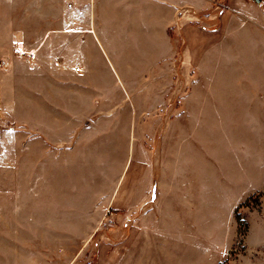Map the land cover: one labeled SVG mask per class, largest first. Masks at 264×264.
Wrapping results in <instances>:
<instances>
[{
	"label": "rangeland",
	"instance_id": "374dc122",
	"mask_svg": "<svg viewBox=\"0 0 264 264\" xmlns=\"http://www.w3.org/2000/svg\"><path fill=\"white\" fill-rule=\"evenodd\" d=\"M34 1L45 19L21 12L28 41L57 28L66 3L86 0ZM164 15L168 23L172 13ZM166 22L152 44L130 19L102 25L115 61L85 44L95 71L84 83L70 74L67 81L36 75L24 42L26 52L0 59L1 79L10 82L0 107V264H108L109 248L124 237L125 183L142 179L146 190L149 182L175 180V83L187 75L184 45L175 40V23ZM67 65L82 67L75 59ZM238 213L224 264H264V192Z\"/></svg>",
	"mask_w": 264,
	"mask_h": 264
},
{
	"label": "crops",
	"instance_id": "0c3cea01",
	"mask_svg": "<svg viewBox=\"0 0 264 264\" xmlns=\"http://www.w3.org/2000/svg\"><path fill=\"white\" fill-rule=\"evenodd\" d=\"M16 1L0 0V59H15L24 42L36 75L67 81L70 74L81 83L95 71L87 43L115 61L98 28L130 19L152 44L164 36L165 11L172 13L166 23H175V40L184 45L187 75L186 82L175 83V180L149 182L146 190L142 179L125 183L124 237L109 248L108 264H224L238 236L237 210L264 192V0L66 3L57 28L33 41L20 29L21 12L43 18L45 8L34 0ZM69 59L81 63L79 72L67 65ZM5 82L0 75L2 109L4 86H10Z\"/></svg>",
	"mask_w": 264,
	"mask_h": 264
},
{
	"label": "built area",
	"instance_id": "2783aa9c",
	"mask_svg": "<svg viewBox=\"0 0 264 264\" xmlns=\"http://www.w3.org/2000/svg\"><path fill=\"white\" fill-rule=\"evenodd\" d=\"M254 1H255V3H257L259 5L262 3L261 0H254ZM18 53L19 54L24 53L23 48L21 46L18 47ZM32 54H33V52H30V55H32ZM76 71L79 72L80 71V68H77Z\"/></svg>",
	"mask_w": 264,
	"mask_h": 264
},
{
	"label": "trees",
	"instance_id": "16d2710c",
	"mask_svg": "<svg viewBox=\"0 0 264 264\" xmlns=\"http://www.w3.org/2000/svg\"><path fill=\"white\" fill-rule=\"evenodd\" d=\"M249 199H250V198H249ZM249 199H248L247 201H249ZM247 201H246V202H247ZM246 202L242 203L240 207H242L244 204H246ZM236 217H237V221H238V223H239V225H240V224H241V221H240V215H239V213H238V210H237V213H236Z\"/></svg>",
	"mask_w": 264,
	"mask_h": 264
}]
</instances>
